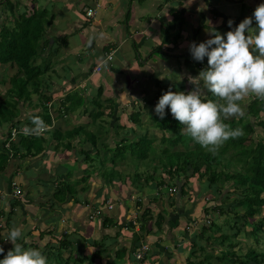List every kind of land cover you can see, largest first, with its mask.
I'll return each mask as SVG.
<instances>
[{"label": "crops", "instance_id": "obj_1", "mask_svg": "<svg viewBox=\"0 0 264 264\" xmlns=\"http://www.w3.org/2000/svg\"><path fill=\"white\" fill-rule=\"evenodd\" d=\"M25 1L28 0H18L16 3L22 4ZM261 2L264 0H38V6L48 9L53 16L46 34L51 43L44 54L49 68L42 78L41 94L31 93V99H26L25 102L28 104L24 103V106L30 107L31 113L40 115L50 112V104L64 105L67 113L69 108L76 107L73 110H80L81 115H88L93 120L96 112L101 110L104 121H100L104 123L107 121L116 127L119 125V132L122 134L126 122L131 126L135 125L131 121L132 114H138L137 116L142 119L149 111L155 112L162 83L167 77V81L172 79L170 72L174 66H170L168 59L155 56L157 51L164 54L167 50V55L175 64L180 79L184 80L183 84L174 85L171 90L177 88L191 91L194 84L189 78L198 76L208 65L207 57L201 62L192 58L190 44L193 41L199 43L208 39L210 33L206 31L207 27L210 30L214 27L226 33L230 27L238 26ZM91 7L96 8L97 12L94 17L88 18L86 11ZM221 9L226 11L223 12ZM230 19L234 21L231 26L228 23ZM56 37H66V43L62 40L55 43ZM53 48H56V52ZM111 52L114 53L112 61L104 66L102 71H94V67ZM166 91L168 89L164 92ZM102 97L105 98L103 105ZM79 98L84 99V102L81 105L78 103L76 106L73 105ZM31 100L35 104L32 105ZM127 109L131 113L124 112L123 116L118 115L120 111ZM21 111L23 114L22 109ZM62 112L63 110L56 112V117H65ZM50 116L46 123L51 126L55 118L51 113ZM106 117L110 119L105 120ZM121 119H125L124 123L119 122ZM11 123L13 122H0V141H3L5 131L10 129ZM16 140L19 142L20 137L18 136ZM0 145L2 148L0 152L1 150L7 152L2 156L0 154V232L5 236L13 226H17L23 231L20 241L27 244L33 242L47 244L48 237L52 238L53 234L61 235L63 231L69 230L74 243H80L81 239H99L111 247L115 245L112 251L114 258H116L114 251L125 247L127 254L123 264L127 261L130 263L133 251L142 243H146L152 250L149 254L150 264H169L163 259L156 260L159 252L153 242L158 236L149 234L150 231H145L146 229L142 227L140 220L143 211L145 212L148 207L147 204L150 203V200L142 197L146 196L144 192L134 187L129 192L135 193L136 197L141 196V203L132 199L130 201L124 192L122 194V189L115 193L108 189L106 195H109V201L118 199L119 203H116L113 210L105 211L102 218L90 220L89 215L95 209L93 204H98L104 197L105 192L103 196L96 193L102 192V186L92 185L88 191H83L79 195L82 197L77 200L76 197L68 195L65 202H59L55 197V190L65 176L62 175L59 180L53 181L54 176L49 175L51 179L34 182L32 170L30 166L26 167V164L36 156H25L23 147L17 151L11 148L7 150L4 144ZM71 158L60 161L59 157L56 164L67 161L73 165L70 162ZM42 166L45 164L39 167ZM57 169L58 167L54 169V175H59L61 171H69L66 164L64 168L60 165V169ZM14 181L24 190L22 199H16L12 195ZM96 187L97 191L90 193ZM30 189H35L37 196L32 200L33 204L26 208L30 200L28 198ZM106 215L109 221H105ZM134 221L135 229L128 224ZM119 223L120 226L127 228L121 230ZM41 232L46 233L43 238ZM0 245L4 247V253H1L4 256L8 250L14 248V244L3 235H0ZM89 247L93 253L94 248ZM153 252L156 253L155 256Z\"/></svg>", "mask_w": 264, "mask_h": 264}, {"label": "trees", "instance_id": "obj_2", "mask_svg": "<svg viewBox=\"0 0 264 264\" xmlns=\"http://www.w3.org/2000/svg\"><path fill=\"white\" fill-rule=\"evenodd\" d=\"M21 5V3H16L13 0H0V8L3 11V16H10L8 17L10 21L4 20L0 23V63L9 64L12 68L17 69L16 74L10 78L11 86L8 89V97L0 101V122L12 121V127L14 125L17 126V121L24 118L20 115V102L31 99V93L41 94L40 90L43 86L42 78L49 68V64L44 59V54L50 47L51 39L47 38L46 34L48 27H50L53 21V16L49 13L48 9H43L38 6V0H28L24 3L23 7ZM15 6H17L16 9ZM61 40L65 42L67 38H54L55 43ZM53 49L56 52V48ZM39 59H42V61L39 62ZM21 75H24V77ZM204 97L218 99L213 97L210 92ZM83 102L84 99L79 98L73 105L76 106L77 103L81 105ZM16 111H18V114H16ZM245 112L249 118L254 117L256 119V125L261 126L264 134V99L254 96L252 101L246 106ZM32 114L34 113L28 115L29 119ZM102 114L103 112L101 110L97 111L94 115V120L91 121V125L100 128L98 131H95V129L92 130L91 127L88 128L85 124H80L64 131L59 128L51 130V138L56 142L54 144L55 151L60 155H68V153H71L70 157L72 158H84L86 162H89L90 166L89 169H85L87 174H84L80 180L77 178L70 180L67 174L60 181V184L55 190V196L59 202H65L68 195L70 197H76V200L80 198L79 196H75L78 195L77 193L80 190V186H77L80 182L83 183L81 189H84L85 192L88 191L92 186V183L88 184V179L91 177L93 171H95V175L98 169H101L102 171L97 172L99 177L103 180L105 178L107 179L109 171L107 165L108 160L112 162L113 175H115V172L116 174L120 173V166L130 159L129 161L134 164V171L136 170L130 176V182L134 188L146 193L147 196L149 191L153 192L156 187L158 188L162 184H165L166 188L170 184H175V191L177 192L179 189L180 193L186 195V187L189 184L196 181L194 184L196 190L197 180L200 181L205 178L206 183L201 186L200 192L204 193L206 190H211L207 199L213 200L217 195L223 193L225 186L218 184L222 178L226 182L234 180L237 186H235L233 192L239 195H232L231 197V193L227 194L226 201H230V205L212 206L206 201H203L211 206H205L204 208L203 214L205 220L198 234L201 238L206 237L209 241H214V238L220 240L219 250L224 253V256L219 258L220 262L218 264H264V249L260 246L254 247L251 245L247 251L241 253L234 250L239 244L240 235L246 231L245 225L252 226L251 234L256 238L258 243H260L261 233L264 234V136H261L258 140H253L251 144L248 142L252 134L256 131V125L252 120L248 119L245 121L240 117L238 123L234 119L226 121L233 128L242 127L244 135L229 139L213 153L193 141L183 131L184 125L172 116L170 110L163 119L155 112L151 114V125L156 126L165 133L171 132L174 134V136L169 135V137L163 135L160 140L162 144L157 143V136H153L154 134H151V130L144 127V122L141 121V117L137 116L138 114L131 115V121L135 125L123 126L124 133L122 134L119 132V125L116 127V125L112 126L107 121L105 123L101 122L104 121L102 120ZM37 115L40 114L38 113ZM40 116L45 121H49L51 117L50 112H46V114ZM98 118L101 121L95 123V120ZM30 124L31 120H29L27 125ZM10 132L11 128L9 129V135ZM113 135L119 137V139L116 140V145L113 148H110L108 145L103 146L106 151H109L110 156L101 159L99 157L101 151L98 149L99 141L105 136L111 138ZM19 137V145L15 147V144L12 143L11 149L18 151L23 147L25 156L39 155L46 147V142L48 141L44 135L39 137L32 135L26 136L23 132L19 134ZM2 143L5 146L7 141L4 140ZM166 143H170V146H166ZM43 144L45 145L43 146ZM81 145L83 146L80 147ZM176 145H181L183 149L173 151L172 146ZM155 146H160L162 149L158 151L159 147H157L155 151ZM94 147H97L95 153L94 151L92 152V148ZM76 154L80 156H74ZM97 161L100 165L96 164ZM157 161L164 166L165 172L169 175L168 179L158 175V171L161 168ZM151 162H155V164H152L153 168L151 170L148 169L146 171L145 184L143 185L141 182V176H143L141 173V164L145 165ZM219 166L222 167L221 170H218ZM224 167L228 168L224 170ZM133 177L135 180H132ZM182 178L185 180L183 183L181 182ZM122 179L123 177L120 173L119 175H115V179H112V181L117 183ZM102 193L99 192L97 195L103 196ZM108 198L109 195H104L98 204H93V208L96 209L99 205H104ZM174 202L175 200L173 199L171 203ZM242 208L244 209L243 212ZM215 210H218V212ZM232 211L234 212L233 215L235 216L236 223L232 224L235 231H231V233L225 230L223 224L219 223L217 219L219 216L227 215V220L224 222L229 223V218L233 216L231 215ZM148 212H150V209L146 208L141 220L145 216H150ZM215 213H219V215ZM255 215L260 216L257 222H250L249 219L255 217ZM105 217V221H107L109 218L107 216ZM239 219L243 220L245 225L239 226L237 224ZM164 221V213H159L155 222L157 227L161 228ZM119 222L121 223V221ZM128 224L132 228L135 225L134 222ZM146 226V223L142 222L143 229H146ZM120 228L121 230L124 229L123 226H120ZM45 234V232H41V238ZM51 240L53 241L52 243L49 241L45 245L40 242H33L31 244L20 240L19 242L24 244L25 247L40 248L48 257L49 264H97V260H101L105 255L110 259L115 246L113 245L111 247L109 244L106 245L104 240L99 239H85L83 243H74L71 234L67 231L61 233V235L54 236L53 234ZM87 245L94 248L93 253H86ZM194 246L199 247V250L207 253L206 248L210 245L195 244ZM180 249L184 250L185 248L182 247ZM64 250H69V255L66 258L63 256ZM191 253L199 259V264H216L207 255L204 258H200V254L196 255L198 253L196 249L192 250ZM115 254L117 261L120 262L118 264H123L127 249L125 247L120 248L115 251ZM193 255H189V259ZM3 257L4 254L0 253V259ZM132 257V261H129L130 263L127 261L126 264H139L134 255ZM146 261L150 264L151 256H147ZM188 262L190 264L194 263L191 260ZM112 264H117V262H112Z\"/></svg>", "mask_w": 264, "mask_h": 264}, {"label": "rangeland", "instance_id": "obj_3", "mask_svg": "<svg viewBox=\"0 0 264 264\" xmlns=\"http://www.w3.org/2000/svg\"><path fill=\"white\" fill-rule=\"evenodd\" d=\"M13 1L17 2L18 0H13ZM25 2H27V1H25ZM23 6H24V3H22L21 7H23ZM16 7L17 6H15V9H16ZM221 11L225 12L226 10L221 9ZM246 11L248 13V10H246ZM0 12H1L0 13V19H1L0 23L3 22L4 20L10 21L8 18L10 16H5V17L3 16V13H2L3 11H1V8H0ZM167 54H168L167 50L164 54H162V51H161V53L157 51L154 54L155 56H157L160 59H164V60L168 59V63H170V66L171 65L174 66V68H172V72H170V74L172 75V79L170 81H167L168 80V77H167L166 80L162 83L161 88H160L159 97L164 93L165 89L169 90L174 85L184 83V80L180 79L179 73L176 71L175 64L172 62V60H170V56ZM38 61L41 62L42 59H39ZM72 67L74 68L73 65H72ZM16 72H17V69L12 68L9 64H7V65L6 64H2V65L0 64V101L4 100L6 97H8V89L11 86L10 78L14 74H16ZM21 76L24 77V75H21ZM169 83H171V84L168 85ZM177 86H179V85H177ZM193 86L195 88V85H193ZM176 90H177V88L175 90L172 89V91H176ZM200 91H201L202 95H204V96L207 95L206 94L207 92L204 91L203 88H201ZM104 99H105L104 97L101 98V104H105ZM252 99H253L252 95L251 96L248 95L247 97H245V100L242 102L243 107H244V112L246 110V106L248 105V103L250 101H252ZM25 101L26 100H22L19 104V109L23 108L22 110L26 111L23 113V116H24V114H26L28 112H30L29 114H31V111H32V109L30 107L28 108V107L24 106V103L28 104V102L26 103ZM34 101H36V99ZM34 101L31 100L30 103H32V105H33V103L35 104ZM30 103H29V105H30ZM140 103L141 102H139V104ZM50 105H51L50 113L53 115L55 120H54V124L51 125V128L49 125L50 129L46 133L43 134L45 136V138L48 139V141L46 142V147L43 149L41 154L37 155L36 157L31 158L29 163L26 164V167L30 166V170H32L34 182L40 181L41 179H43V180L51 179L49 177V175L54 176L53 181L59 180L62 175L67 176V174H68V178H70V180H75L76 178L78 180H80V178L84 174H87L85 169L90 168L89 162H86V160H84V158L74 157V158L70 159V162L73 165L68 164L67 161L60 162L57 165L56 163H57V160L59 159V157H60V161L61 160H68V158L71 156V153H68V155H60L57 151L54 150V144L56 142L51 138V130L59 128V129L64 131V130L70 129L74 126L76 127L77 125H80V124H82V125L85 124V126H87L88 128L91 127L92 130L95 129V131H98L100 128L98 126L96 127V126L91 125V121L93 120V119H91V117H89L88 115H85V116L81 115L80 110L79 111L73 110V109H76V107L69 108L68 113H67V111H65L66 107L64 105H58V106H56L55 104H53V105L50 104ZM122 107L126 108L124 105H122ZM62 110H63L62 114L65 115V117H62V116L56 117V112H61ZM43 111H44V108H43ZM17 112L18 111H16V114H18ZM122 112L120 111V113H118V115L123 116L124 112L131 113L128 111V109H127V111L122 110ZM152 113H154V111H149L148 114L142 116V119H146V121H143L142 119L141 120L144 122V127L149 128V130H151V134L152 133L156 134V135L154 134L153 136H157V138H156L157 143L159 142V144H162V142H160V140H161L163 135L166 137H169V135L174 136V134H172L171 132L165 133V132L161 131L160 129H158L156 126L151 125V123H150L151 122L150 121L151 116L150 115ZM20 115H21V110H20ZM263 117H264V115H263ZM241 118L244 119L245 121H247L248 119L252 120L255 123V125L257 124L255 121L256 119L254 117L249 118L248 115L246 114V112H245L244 116H242ZM109 119L110 118L108 117L105 120H109ZM230 119H234L236 121V123H238V121L240 120V118L236 119L234 117L230 118ZM124 120L125 119H121V121H119V122L121 123ZM99 121H100V119H96L95 123H98ZM88 124H90L91 126ZM129 124L126 122V125L131 126ZM10 128L13 131V127L10 126ZM255 128H256L255 133L252 134L251 139L248 141L250 144L253 140H258L259 138H261V136H264L261 126L256 125ZM8 131L9 130L5 131V134H4L5 136H4L3 141L8 138ZM118 139H119V137H116L113 135V137H111V138L109 136H105L99 141L98 149L101 151V153L99 154V157L101 159H104V158L110 156L109 151H106V149L103 146L108 145L110 148H113L116 145V140H118ZM3 141H0L1 142L0 144H3L2 143ZM13 144H15V147H17L19 145V142L14 141ZM44 145L45 144H43V146ZM82 146L83 145H81L80 147H82ZM166 146H170V143H166ZM157 147H159L158 151L160 149H162V148H160V146H155V151L157 150ZM0 149H2L1 145H0ZM96 149H97V147L92 148V152L94 151V153H95ZM182 149H183V147L181 145L172 146L173 151L182 150ZM6 153L7 152H5L3 150H1V152H0L1 156L6 154ZM74 156H80V155L76 154ZM129 158H131V157H129ZM129 160L130 159H128V161L126 163H124L120 166L121 167L120 173L122 174V177H123V179L121 181H119L117 183L112 181V179L113 180L115 179V175H119L120 173L116 174V172H115V175H113L112 162L110 160H108L107 165H108L109 171L107 174V179L105 178L103 180L99 177L98 171H102V170L98 169V171H97L98 173L96 172L95 175H94L95 171H93L91 173V177L88 179V184L92 183L93 186H95V185L96 186H102L103 187L102 192L103 193L105 192L104 195L107 194L108 189L110 191L112 190L114 193L116 191H119L122 189V194L124 192L125 196H128L131 198L129 192L131 189H133V186L130 182V176L133 175V173L136 170L134 171V168H135L134 164ZM157 163L160 164V168H161L158 171V175H160L162 177L164 176L165 178L168 179L169 175L165 172V169H164V166H162V163H160L158 161H157ZM41 164H45V166H42L40 168L39 166ZM64 164H66L69 171H64V172L61 171L59 175H54L56 168L58 167L57 170H59L60 165H62L64 168ZM96 164H99V162L97 161ZM152 164H155V162H151V163L145 164V165L141 164L142 165L141 173L143 174V176H141V182L143 185L145 184V175H146L145 173H146V171H148V169L151 170L153 168ZM227 168L228 167H224L223 169L225 170ZM221 169H222V167L219 166L218 170H221ZM230 171H231V168H230ZM132 180H135V178L133 177ZM181 182L182 183L185 182L184 178L181 179ZM195 182L189 184L186 187L187 189L185 188L187 191L186 195L180 193L179 189L176 192L175 191L176 187H174L175 184H170L166 188L165 184L160 183L162 185L159 184L160 186L158 188L156 187L153 192H150L147 189L149 191L148 196L146 193H145V195H146L145 197L142 196L144 199L147 198L148 200H150L149 204L146 203L148 205V207H146L147 205H145L146 208L150 209V212H148V213H150V216H145L144 219H142L140 221L143 223H146L147 228L145 231L149 230L150 231L149 234H155L156 236H158V238L156 237L154 239V242H153L155 249L159 252V253H157L158 258L156 257V260L157 259H163V261H166V263H169V264H190L188 261L191 260L195 264H199L198 263L199 259L191 253V251L195 250V249L198 252L196 255H199V254L201 255L200 258H204V256L207 255L210 257V260L216 264H218L220 262L219 258H222L224 256V253L219 250V247H220V245H219L220 240L219 239L217 240L214 238L213 239L214 241H212V240L209 241V240H207L206 237L201 238V236L198 233L201 231V228L203 226V222L205 220V217L203 214L205 206H211V205L212 206L213 205H215V206H217V205L227 206V205H230L231 202L226 201L227 200V194L231 193V197H232V195H236V192H233V190H234L235 186H237V185H236L234 180H230V181L226 182L224 180V178H222L221 182L218 184L225 186L223 189V193H221L220 195H217V197L215 199L213 198V200H208L207 198H208L209 192L211 190L210 191L206 190L204 193L200 192L201 186L206 183L205 178L201 179L200 181L197 180V185H196L197 189L196 190L194 188ZM36 184L40 185V183H36ZM77 186H80L79 194L76 195V196H79L84 191V189H81V187L83 186V183L80 182V184H78ZM97 189H98V187H96V189L93 188L92 192H90V193L95 192V190L97 191ZM96 193L98 194V191ZM173 193H175V194H173ZM238 195H236V196H238ZM35 196H37L35 189H30L29 194H28V198L31 201L30 200L28 201L29 203L26 204V208L29 205L33 204V203L31 204V202ZM79 197H82V196H79ZM173 199L175 200V202L171 203ZM25 200H27V199H25ZM129 200L131 201V199H129ZM120 201H121V199H120ZM203 201H206L208 204H211V205H208V204H206V202L204 203ZM112 202L119 203V200L114 199ZM25 203H26V201H25ZM220 203H222V204H220ZM145 207H143V209H145ZM263 210H264V208H263ZM37 211L40 212L39 209H37ZM215 211L218 212V210H215ZM240 211H241V209H240ZM243 211H244V209L242 208V212ZM159 213H164V215H165V221L162 224L161 228L157 227V224L155 223ZM231 213H232L231 215H233L234 212L232 211ZM215 214L219 215V213H215ZM263 214H264V211H263ZM134 215H135V213H134ZM143 215H144V211H143ZM137 216L141 217L140 215H137ZM227 217H228L227 215L226 216L225 215L219 216V218L217 220L219 223L223 224L225 230H227L229 232L235 231V229L232 227V224L236 223L235 222V220H236L235 216L234 215L231 216L229 218V223H225L224 221L227 220ZM259 217H260L259 215H255V217L250 218L249 221L250 222H255V221L257 222ZM122 219H124V218H122ZM90 220H92V219H90ZM237 224L239 226L245 225L243 223V220H240V219H239V222L237 221ZM119 225H120V223H119ZM148 225H150V226H148ZM133 229H135V227ZM65 230H67V229H65ZM101 230H103V229L101 228ZM245 230L246 231H244L242 233V235H240L239 244L235 247L234 250H236L238 253L245 252V251H247V249L251 245L254 247L260 246L261 248L264 249V242H263L264 234L261 233L260 243H258L256 241V238L251 234L252 226L251 225H245ZM67 232H70V231L67 230ZM206 236H207V234H206ZM47 240H49L51 243L53 242L51 240V237H48ZM81 242L83 243L84 240L81 239ZM195 244H202L205 246L210 245V246L208 248H206V250H207V253H206V252L199 250V247L194 246ZM79 246H81V245H79ZM180 246H182L186 249L181 250L180 248H182V247H180ZM221 247H223V246H221ZM91 252H92V249L90 247L86 249V253L91 254ZM68 255H69V250H64L63 251L64 258H66ZM113 255L114 254H111L110 259H109V257H107L105 255V257L101 258V260H99V261L97 260V264H112V262H114V261L118 262L116 260V258H114ZM153 255L155 256L156 253L153 252ZM189 255H191V256L193 255V257H191L189 259ZM224 262H226V261H224Z\"/></svg>", "mask_w": 264, "mask_h": 264}, {"label": "clouds", "instance_id": "obj_4", "mask_svg": "<svg viewBox=\"0 0 264 264\" xmlns=\"http://www.w3.org/2000/svg\"><path fill=\"white\" fill-rule=\"evenodd\" d=\"M228 23L231 26L234 21L230 19ZM206 31L210 33L208 39L199 43L193 41L189 47L194 60L204 61L207 57L208 66L198 76L189 78L195 88L191 91L169 89L164 92L155 106V113L163 119L170 110L172 116L184 125L183 131L193 141L215 153L229 139L244 135L242 127L233 128L226 121L244 116L242 102L245 97L254 94L264 99V2L226 33L214 27L212 30L207 27ZM201 87L218 99L202 96ZM28 115L21 114L24 118L18 121L19 125L13 127V130L19 132L16 137H13L12 129L10 135L8 132L5 148L10 149L22 132L26 136L39 137L51 128L40 115L32 114L30 119ZM29 120L31 124L27 125ZM18 185L22 190L21 197L14 194L13 185L12 195L16 199H22L24 190ZM130 196L129 199H132L135 193ZM137 198L139 202L142 201L141 196ZM108 201L109 199L106 200ZM115 205L116 203L114 207ZM0 235L14 244V248L0 259V264H49L48 257L40 248L25 247L18 242L23 237L20 227L13 226L6 236L3 232ZM4 251V247L0 245V253Z\"/></svg>", "mask_w": 264, "mask_h": 264}, {"label": "built area", "instance_id": "obj_5", "mask_svg": "<svg viewBox=\"0 0 264 264\" xmlns=\"http://www.w3.org/2000/svg\"><path fill=\"white\" fill-rule=\"evenodd\" d=\"M96 12H97L96 8H93V7L88 8L87 16L93 17L96 14ZM113 54H114L113 52L107 54L106 57L94 67V71H97V72L102 71L103 67L106 66L108 63H110V61H112ZM18 133H19L18 130L14 129L12 133L13 137H16ZM12 185L14 188V194L21 197L22 190L20 186L18 185V183L13 182ZM132 199L136 201L139 200V198H137L136 196H132ZM113 209H114V203L108 201L106 202V204L99 205L98 208L94 209L92 213L90 214V218L94 220L99 219L103 217V215L105 214V211H108V210L111 211ZM134 223H136V221H134ZM150 252H151L150 245L146 243H142L135 251H133V255L135 259L137 260V262H139V264H149L146 261V258Z\"/></svg>", "mask_w": 264, "mask_h": 264}]
</instances>
